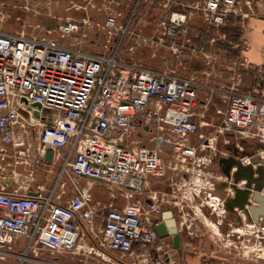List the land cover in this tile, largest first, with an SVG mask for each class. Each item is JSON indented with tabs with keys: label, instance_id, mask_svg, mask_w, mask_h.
<instances>
[{
	"label": "built area",
	"instance_id": "built-area-1",
	"mask_svg": "<svg viewBox=\"0 0 264 264\" xmlns=\"http://www.w3.org/2000/svg\"><path fill=\"white\" fill-rule=\"evenodd\" d=\"M93 1L72 0L78 8ZM157 1L104 0L100 25L119 36L110 53L72 41L84 33L88 13L62 20L56 28L60 37L0 28V161L28 162L33 143L41 157L51 148L62 160L54 183L38 186L34 194L28 187L9 186L12 171L0 178L1 260L61 264L62 254H80V240L94 237L98 221L102 235L89 252L95 250L105 263L182 264L175 250L163 252L167 242L155 230L165 222V205L176 195L192 210L201 200L213 210L228 211L223 202L235 195L233 185L244 188L248 179L235 177L237 164L229 173L210 169L220 136L228 146L224 157L254 168L264 160V96L243 92L237 84L204 85L181 72L177 54L200 47L187 37L190 11H173L145 33L143 15ZM242 3L252 10L260 0H204L199 12L220 36L221 28L251 11L242 10ZM148 45L169 48L163 59L176 63L158 68L119 53ZM216 93L226 100V107L217 110L219 125L208 118ZM251 140L257 146L251 148ZM170 173L174 190L152 187ZM221 183L224 200L211 196ZM94 185H102L109 199L94 198ZM117 192L124 203L115 202ZM248 200V209L259 204L253 193ZM47 251L51 258L43 256Z\"/></svg>",
	"mask_w": 264,
	"mask_h": 264
},
{
	"label": "crops",
	"instance_id": "crops-1",
	"mask_svg": "<svg viewBox=\"0 0 264 264\" xmlns=\"http://www.w3.org/2000/svg\"><path fill=\"white\" fill-rule=\"evenodd\" d=\"M157 2L161 6H155L150 9L148 14L143 15L145 23L142 25V30L145 33L151 32L152 27L157 26L162 18L173 11L183 12L189 10L191 12L188 13L189 21L186 24V29L188 30L187 37L191 38L193 43L199 44L200 47L198 50L188 48L183 53L177 54L180 58L176 57V62L182 59L184 65L176 66L177 68L179 67L181 72L197 76L204 85L237 84L242 87L241 91H243V89L248 88V85L254 84L249 88L250 91H256L264 96V86L260 84L261 81L264 82V0H260L259 6L254 7L252 10L242 3V10L251 11L246 13L248 15L243 18L235 19L231 24L221 28V37L207 26L199 11L197 12L199 16L196 18L195 15L197 14L191 10L192 4L188 0H183V2L158 0ZM198 18L204 21L203 26H196ZM151 48L153 49H138L136 54L142 55V58L138 61L158 68H164L165 65L169 67L176 63L174 61L168 64L163 59L169 55V48H157L154 45ZM149 52L151 53V57L148 58L145 53ZM203 87L200 90L202 97L206 94V88L205 86ZM252 88L253 90H251ZM225 107L226 100L223 96L219 93L214 94L213 101L209 105V120L213 122L210 118L211 114L216 113L217 110H223ZM53 153V150L48 148L44 157H41L37 144L33 143L28 162L14 163L10 160L0 161V170L2 169L1 171H3L9 168L7 173L11 171L14 173L13 179L15 180V184L18 187L20 186V189L28 187L29 191H35L38 186H50L56 179V174L62 166V160L61 158H54ZM217 156L214 157L213 161ZM227 159H230V157L222 155V168L218 172L216 171L217 174L226 172L225 168H227L228 164L225 160ZM0 178L3 177L0 175ZM173 181L175 179L172 173H170L166 179L153 182L152 187L158 188V190L163 192L172 191L175 187ZM67 184L70 186L68 180ZM224 186V183L218 184L217 188L211 192V196L214 195L224 200L226 197ZM99 187L103 188L102 196L106 195V189L102 185ZM220 189L223 193L221 195H219L220 193L215 194ZM179 199L180 196L176 197L175 195L172 197L170 203L165 205V208L172 212L176 220V226L180 234L179 247L176 248L174 246V235L170 234L165 238L167 242L165 244L167 245L164 246L163 252L175 250V254L180 257L179 260L182 264H204L205 261L209 262L206 260V256L203 255L209 251L207 249L208 241L204 242L202 238L206 232L202 228L200 229L199 222L197 221V217L202 215L211 220L207 213H205V210L212 213L219 211L215 226L223 234L231 235L230 233H232V236H236L237 233L241 235L244 229H247V234H249L251 229L255 230L256 227H262L263 225L260 217L264 216V214H261L257 220L252 213L248 216L246 214L243 217L234 208L235 206L229 205V200L224 201L225 203L223 202L228 207V211L223 213L220 212L222 208H219L217 211L213 210L210 206L203 205L201 200L197 201V208L192 210L189 206L183 205ZM164 218L165 222L169 220L167 216ZM216 260L209 263L218 264V260Z\"/></svg>",
	"mask_w": 264,
	"mask_h": 264
},
{
	"label": "rangeland",
	"instance_id": "rangeland-1",
	"mask_svg": "<svg viewBox=\"0 0 264 264\" xmlns=\"http://www.w3.org/2000/svg\"><path fill=\"white\" fill-rule=\"evenodd\" d=\"M81 1L86 4V2H84L85 0ZM175 1L183 2V0ZM203 1L204 0H188L193 7L191 10L197 14L195 15L196 18L199 16V13L197 12L201 8ZM93 2L94 4H88L89 6L87 8H78L73 5L72 0H0V28L9 31H25L29 35L60 37L56 28L62 20L69 16L74 19H80L85 13H88L90 20L85 26L84 33L74 35L72 41L81 42L83 46L95 51L110 53L114 50L113 46L117 44L118 40L116 39L119 38V36L110 34L108 30L101 26L103 23V11L105 6L104 0H94ZM197 5L198 7H196ZM203 22L204 21H201V18H198L196 26H203ZM147 48L149 50L153 49L151 48V45H148ZM119 53L123 59L129 61H138L142 58L141 54H136V50L131 52L125 48ZM145 55L148 58L151 57L150 52L145 53ZM252 85L254 84L248 85V88L243 89V92L250 91L249 88ZM251 90H253V88ZM210 118L216 125L221 123L222 117H220L217 111L214 114L212 113ZM223 141L224 138L220 136L218 139V148L220 151L210 167V169L215 172H218L219 169L222 168V154L223 152H226L225 149L228 148V146H225ZM251 141V148L257 146V140ZM8 169L9 168L4 169L3 171H1V169L0 175L5 176L4 174L7 173ZM222 193L223 191L220 189L219 192H216L215 194L221 195ZM94 194V198H98L96 195H99L102 199H109V193L102 196L103 188L98 185H94ZM202 195L203 197L205 196L204 193H202ZM114 200H116L115 202L119 204L125 202L124 197H122L118 192L117 197ZM205 213H207L211 220L202 215L197 217V221L199 222L200 229L202 228L206 232L202 237L204 242L208 241L207 249H209V251L203 254L206 256V260L213 262L217 259L218 264H264V232L261 226L256 227L254 232L251 229L249 234H247V229H244L241 235L237 233L236 236H232V233H230L231 235H227L221 233V231H219L215 226V221L218 216L217 213L208 212L206 210ZM91 235L94 237H90L86 234L80 240L83 245L80 249V254L64 253L61 255L60 263L107 264L100 258V256L94 253L95 250H92L93 252L91 253L89 252L102 235L100 232V222H95V231L94 233H91ZM247 238L251 239L247 240ZM113 255L116 256V253H113ZM117 255L120 254L117 253ZM43 256L46 258L52 257L48 251L44 252ZM125 258L129 259L128 256H125ZM9 261L10 259H0V264H9ZM25 264L43 263L32 262Z\"/></svg>",
	"mask_w": 264,
	"mask_h": 264
},
{
	"label": "water",
	"instance_id": "water-1",
	"mask_svg": "<svg viewBox=\"0 0 264 264\" xmlns=\"http://www.w3.org/2000/svg\"><path fill=\"white\" fill-rule=\"evenodd\" d=\"M260 84L264 86L263 81H261ZM33 105L37 107L41 106L40 103H34ZM243 154H250V152L244 151ZM253 161L258 162L259 158L255 157ZM225 162L228 164L227 168H225L227 173H229V170L233 164H237L238 170L235 173V177L238 179L241 177L248 179V182L244 188H240L235 184L233 185L235 195L229 198V205L238 206V208L243 209L247 214L252 213L254 218L257 220L261 214H264V194L260 192L264 187V160L261 161V164L257 168H254L252 164L243 166L234 157L225 160ZM255 173H257V175H255ZM6 182L10 187L15 186V181L13 179H6ZM29 193L34 194L35 191H29ZM251 193H253V200L259 204L251 205L248 209L245 207V205L249 203L248 198ZM165 216H167L169 220L167 222H161L157 224L155 226V230L157 231L159 237L162 238H166L170 234H173L174 246L178 248L180 234L176 226V220L170 210L165 212Z\"/></svg>",
	"mask_w": 264,
	"mask_h": 264
},
{
	"label": "bare ground",
	"instance_id": "bare-ground-1",
	"mask_svg": "<svg viewBox=\"0 0 264 264\" xmlns=\"http://www.w3.org/2000/svg\"><path fill=\"white\" fill-rule=\"evenodd\" d=\"M78 249H79V247H78V248H76V251H79Z\"/></svg>",
	"mask_w": 264,
	"mask_h": 264
}]
</instances>
